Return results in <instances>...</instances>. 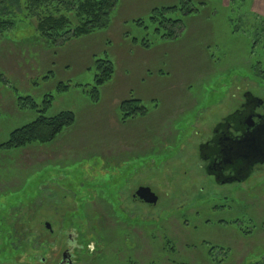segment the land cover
<instances>
[{
  "label": "rangeland",
  "instance_id": "rangeland-1",
  "mask_svg": "<svg viewBox=\"0 0 264 264\" xmlns=\"http://www.w3.org/2000/svg\"><path fill=\"white\" fill-rule=\"evenodd\" d=\"M193 2L199 13L172 14L185 19L177 40L150 17L180 0H120L110 27L61 45L23 15L0 35V264H58L64 251L73 264H264V169L223 185L201 159L248 92L264 99V0ZM97 59L121 71L95 103ZM61 81L70 90L58 92ZM131 92L148 111L122 122ZM48 93L49 115L73 110L76 124L48 143L2 147L37 116L16 97ZM141 187L157 201L134 200ZM73 228L84 248L70 253Z\"/></svg>",
  "mask_w": 264,
  "mask_h": 264
},
{
  "label": "trees",
  "instance_id": "trees-1",
  "mask_svg": "<svg viewBox=\"0 0 264 264\" xmlns=\"http://www.w3.org/2000/svg\"><path fill=\"white\" fill-rule=\"evenodd\" d=\"M120 0H0V35L17 29L22 15L32 19L40 37L53 45H61L73 38H81L92 32L107 29L113 21V13ZM205 6L207 3H201ZM20 11L21 13H17ZM182 11L183 17L200 12L193 0H180V5H164L152 10L150 19L155 22L158 32L167 30L163 38L179 39L185 28L183 17L173 18L172 14ZM161 16V19H158ZM158 22V23H157ZM142 46L150 47L144 41ZM96 74L94 85L87 90L91 101H100L101 90L112 81L116 73V63L110 59L95 60ZM4 76V74H0ZM3 78V77H0ZM70 83L61 81L57 85L58 92L70 90ZM55 96L48 93L41 103L33 96L18 95L15 108L31 110L36 118L31 122L16 127L9 132L8 139L2 144L6 149H22L31 144H44L54 141L58 136L76 124V113L73 110H61L49 115ZM120 120L129 119L147 113L148 108L142 99L131 92L119 104ZM172 244V241H169Z\"/></svg>",
  "mask_w": 264,
  "mask_h": 264
},
{
  "label": "flooded vegetation",
  "instance_id": "flooded-vegetation-1",
  "mask_svg": "<svg viewBox=\"0 0 264 264\" xmlns=\"http://www.w3.org/2000/svg\"><path fill=\"white\" fill-rule=\"evenodd\" d=\"M262 108H264V99L251 92L234 112L216 124V129L202 145L201 159L205 162V168L210 170L211 176L218 179L219 184L245 182L255 170L264 169V163L252 164L247 160L245 164L240 163L235 152L228 147V144L232 145L234 139L259 124L261 121L259 115L264 116ZM137 191L138 189L135 192ZM71 257V254H66L64 251L58 264L74 263Z\"/></svg>",
  "mask_w": 264,
  "mask_h": 264
},
{
  "label": "water",
  "instance_id": "water-1",
  "mask_svg": "<svg viewBox=\"0 0 264 264\" xmlns=\"http://www.w3.org/2000/svg\"><path fill=\"white\" fill-rule=\"evenodd\" d=\"M248 94H251V92H248ZM259 118H261V121L256 127L245 132L237 139H234L232 145L228 144L230 150L234 151L237 155L240 163L245 164L246 160L251 161L252 164L264 163V116L259 115ZM134 200H141L153 204L157 201V196L149 187H141L135 193ZM46 227L48 229L52 228L50 223H46Z\"/></svg>",
  "mask_w": 264,
  "mask_h": 264
},
{
  "label": "clouds",
  "instance_id": "clouds-1",
  "mask_svg": "<svg viewBox=\"0 0 264 264\" xmlns=\"http://www.w3.org/2000/svg\"><path fill=\"white\" fill-rule=\"evenodd\" d=\"M70 235L72 238L71 239H66V247L67 250L72 253L77 249H81L83 250L84 245L82 243L79 242L78 237H77V231L76 229H69L67 230V232L65 233V236L67 238V236ZM87 248L90 251H94L95 250V242H89L87 244Z\"/></svg>",
  "mask_w": 264,
  "mask_h": 264
},
{
  "label": "crops",
  "instance_id": "crops-1",
  "mask_svg": "<svg viewBox=\"0 0 264 264\" xmlns=\"http://www.w3.org/2000/svg\"><path fill=\"white\" fill-rule=\"evenodd\" d=\"M160 1V0H159ZM255 8L261 12V13H264V10L261 9V8H258L257 5H255ZM120 71H121V65L120 64H117L116 65V73H115V76H114V82L120 77ZM113 81V80H112Z\"/></svg>",
  "mask_w": 264,
  "mask_h": 264
}]
</instances>
